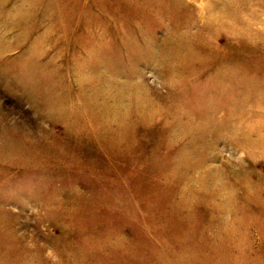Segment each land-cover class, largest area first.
Segmentation results:
<instances>
[{"label": "rangeland", "instance_id": "obj_1", "mask_svg": "<svg viewBox=\"0 0 264 264\" xmlns=\"http://www.w3.org/2000/svg\"><path fill=\"white\" fill-rule=\"evenodd\" d=\"M0 264H264V0H0Z\"/></svg>", "mask_w": 264, "mask_h": 264}, {"label": "bare ground", "instance_id": "obj_2", "mask_svg": "<svg viewBox=\"0 0 264 264\" xmlns=\"http://www.w3.org/2000/svg\"><path fill=\"white\" fill-rule=\"evenodd\" d=\"M96 93H97V92H96ZM96 96H98V93H97ZM104 106H105V105H104ZM94 110H95V109H94ZM104 110H106V109L104 108ZM107 110H110V109H107ZM98 112H99V111H98ZM111 112H112V111H111ZM113 113H115V112H113ZM113 113H112V114H113ZM118 113H119V112H118ZM118 113H117V114H118ZM106 114H107V113H106ZM109 114H110V113H109ZM117 114H116V115H117ZM116 115H115V118H116ZM118 115H119V114H118ZM118 115H117V116H118ZM108 116H109V115H108ZM108 116H107V117H108ZM110 116H111V115H110ZM110 116H109V117H110ZM113 116H114V115H113ZM119 117H121V116H119ZM110 118H111V117H110Z\"/></svg>", "mask_w": 264, "mask_h": 264}]
</instances>
